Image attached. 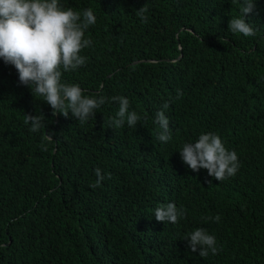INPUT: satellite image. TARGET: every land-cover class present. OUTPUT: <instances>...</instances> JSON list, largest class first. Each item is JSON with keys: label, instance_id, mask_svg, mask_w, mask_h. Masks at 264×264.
<instances>
[{"label": "trees", "instance_id": "1", "mask_svg": "<svg viewBox=\"0 0 264 264\" xmlns=\"http://www.w3.org/2000/svg\"><path fill=\"white\" fill-rule=\"evenodd\" d=\"M106 1L62 0L96 16L86 64L62 81L89 96H129L148 117L144 130L114 136L107 100L83 124L53 117L0 62V256L14 248L40 251L34 264H264V0L246 17L250 37L228 33L233 0ZM178 41L183 57L170 63ZM164 103L166 144L151 139ZM24 114L42 115L45 129L30 132ZM206 132L237 153L234 176L219 182L181 161L182 144ZM96 168L106 175L93 186ZM167 202L184 210L174 225L152 214ZM196 228L215 236V256L188 249Z\"/></svg>", "mask_w": 264, "mask_h": 264}, {"label": "clouds", "instance_id": "2", "mask_svg": "<svg viewBox=\"0 0 264 264\" xmlns=\"http://www.w3.org/2000/svg\"><path fill=\"white\" fill-rule=\"evenodd\" d=\"M239 5V15L231 18L228 33L240 34L243 37L255 35L252 23L246 19L254 12L258 0H233ZM110 4L109 0L105 6ZM141 23L145 21L144 9L137 11ZM96 23V16L91 8L82 14L70 7H64L62 0H0V62L11 65L17 72L18 83L26 86L34 97H39L45 107L50 106L53 117H67L69 113L78 123L83 124L94 117L96 110L107 100L114 118H109V127L119 134H136L144 130L148 120L141 114L127 95H115L105 98L103 95L89 96L75 83L62 81V74L75 72L86 64L87 57L82 50L91 46V40L85 32ZM188 32L198 38L196 31ZM177 57L168 56L167 61L177 63L183 57V46L176 43ZM152 62H156L153 60ZM180 93L177 92V97ZM162 105L156 111L153 123L158 126L151 139L162 144L168 143L173 135L171 124ZM42 115L24 114V123L29 131L36 133L45 129ZM50 138V135H49ZM181 161L193 172L201 169L207 171L209 177L222 181L234 176L240 163L237 153L227 149L221 138L212 132L199 134L191 142H184L178 151ZM95 184L98 186L105 179L100 168L94 169ZM155 220L165 224H176L183 219L184 210L173 202H167L152 210ZM218 222L219 215L210 218ZM188 249L204 258L209 254L215 256L219 249L214 235L207 229L196 228L187 233Z\"/></svg>", "mask_w": 264, "mask_h": 264}, {"label": "rangeland", "instance_id": "3", "mask_svg": "<svg viewBox=\"0 0 264 264\" xmlns=\"http://www.w3.org/2000/svg\"><path fill=\"white\" fill-rule=\"evenodd\" d=\"M39 257H42L40 251L25 253L12 248L9 255L0 256V264H34L41 260Z\"/></svg>", "mask_w": 264, "mask_h": 264}, {"label": "bare ground", "instance_id": "4", "mask_svg": "<svg viewBox=\"0 0 264 264\" xmlns=\"http://www.w3.org/2000/svg\"><path fill=\"white\" fill-rule=\"evenodd\" d=\"M6 243H4V245H5Z\"/></svg>", "mask_w": 264, "mask_h": 264}]
</instances>
